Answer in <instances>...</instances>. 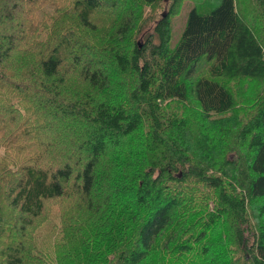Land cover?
Masks as SVG:
<instances>
[{"label": "trees", "instance_id": "trees-1", "mask_svg": "<svg viewBox=\"0 0 264 264\" xmlns=\"http://www.w3.org/2000/svg\"><path fill=\"white\" fill-rule=\"evenodd\" d=\"M0 264H264V0H0Z\"/></svg>", "mask_w": 264, "mask_h": 264}, {"label": "rangeland", "instance_id": "rangeland-1", "mask_svg": "<svg viewBox=\"0 0 264 264\" xmlns=\"http://www.w3.org/2000/svg\"><path fill=\"white\" fill-rule=\"evenodd\" d=\"M184 18H185V13L183 12L182 17H177V19H175L174 21V31L175 32H177L180 29L182 22L184 21Z\"/></svg>", "mask_w": 264, "mask_h": 264}]
</instances>
